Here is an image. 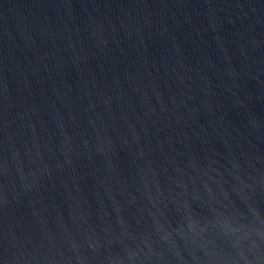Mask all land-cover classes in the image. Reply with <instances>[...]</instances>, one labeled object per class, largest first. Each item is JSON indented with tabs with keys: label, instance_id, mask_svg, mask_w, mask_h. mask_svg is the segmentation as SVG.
<instances>
[{
	"label": "water",
	"instance_id": "1",
	"mask_svg": "<svg viewBox=\"0 0 264 264\" xmlns=\"http://www.w3.org/2000/svg\"><path fill=\"white\" fill-rule=\"evenodd\" d=\"M0 264H264V0H0Z\"/></svg>",
	"mask_w": 264,
	"mask_h": 264
}]
</instances>
